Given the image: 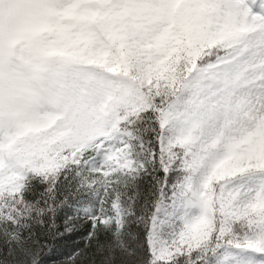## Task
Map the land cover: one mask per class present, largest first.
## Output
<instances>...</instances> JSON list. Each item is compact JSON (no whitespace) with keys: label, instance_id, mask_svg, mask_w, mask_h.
Instances as JSON below:
<instances>
[{"label":"snow or ice","instance_id":"obj_1","mask_svg":"<svg viewBox=\"0 0 264 264\" xmlns=\"http://www.w3.org/2000/svg\"><path fill=\"white\" fill-rule=\"evenodd\" d=\"M0 264H264V0H0Z\"/></svg>","mask_w":264,"mask_h":264}]
</instances>
